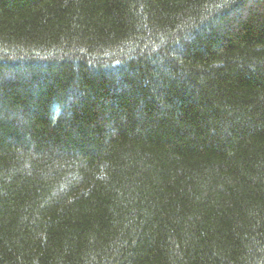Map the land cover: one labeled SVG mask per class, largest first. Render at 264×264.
<instances>
[{
	"label": "trees",
	"instance_id": "trees-1",
	"mask_svg": "<svg viewBox=\"0 0 264 264\" xmlns=\"http://www.w3.org/2000/svg\"><path fill=\"white\" fill-rule=\"evenodd\" d=\"M0 264H264V0H0Z\"/></svg>",
	"mask_w": 264,
	"mask_h": 264
}]
</instances>
